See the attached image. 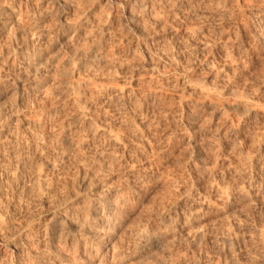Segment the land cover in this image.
I'll return each mask as SVG.
<instances>
[{"label": "rangeland", "instance_id": "374dc122", "mask_svg": "<svg viewBox=\"0 0 264 264\" xmlns=\"http://www.w3.org/2000/svg\"><path fill=\"white\" fill-rule=\"evenodd\" d=\"M233 2L0 0V15L5 5L12 13L0 22V77L30 75L17 54L30 26L48 29L37 44H54L57 55L54 62L46 56L32 74L44 79L35 95L26 80L0 86V233L23 226L37 242L41 264H91L99 257V264H187L190 258L225 264L226 257L210 250L221 219L210 211L212 187L240 184L256 196L254 207L264 204V43L255 35L264 32L257 17L264 0H249L238 21L225 15ZM82 17L62 35L64 23ZM77 107L86 118L75 126ZM96 127L110 130L118 143L88 133ZM64 131L73 143L61 159ZM17 156L28 157L26 169L7 178L4 165ZM35 167L46 173L42 195L34 188L25 193ZM95 175L102 187L90 185ZM102 189L115 209L111 227L98 234L96 223L87 229L84 221L86 202ZM70 195H76L79 229L53 235L46 223L55 201ZM251 202L220 209L233 231V217L250 218L249 231L264 228V217L247 209ZM189 211L198 214L192 223L184 221ZM191 224L205 231L199 242L188 235ZM137 229L166 236L162 245L133 254ZM201 241L208 245L203 252Z\"/></svg>", "mask_w": 264, "mask_h": 264}, {"label": "bare ground", "instance_id": "6f19581e", "mask_svg": "<svg viewBox=\"0 0 264 264\" xmlns=\"http://www.w3.org/2000/svg\"><path fill=\"white\" fill-rule=\"evenodd\" d=\"M53 5H56L58 1H61L66 5H68V0H50ZM144 2L149 3L151 0H143ZM141 11V10H140ZM11 9L8 6L3 7V11L0 15V22L5 23L7 19L11 17ZM257 17H259L262 21V27L264 29V11H261L257 14ZM83 17L80 19V21L77 22H66L64 23L63 28V34L65 35L70 31H74L78 28V25L82 22ZM31 32V37L27 41L22 42V44H19L17 54H19V57L21 59L20 67L26 69L30 75L23 76V75H11L7 77H0V86L4 85L7 86V89H10V86L13 82L18 81H27L30 88L31 94H36L38 92V89L41 85V83L44 81L43 78L36 77L35 75L32 76L33 73H35L38 69H40L41 62L43 59L47 56L51 62H54L57 58V55L54 51V44H49L46 47L42 48L37 43L38 41L45 37V35L48 32V29H45L44 27L40 25L30 26L28 28ZM257 39L259 42L264 43V32L255 33ZM205 45V43H199L198 46L201 47ZM26 49V50H24ZM26 51V52H25ZM91 56H95V53H90ZM97 56V55H96ZM70 61V60H68ZM68 61H64L63 63L59 65V68H64L65 65H67ZM87 62L85 59L80 60V66L84 65ZM61 80V79H60ZM63 80V79H62ZM13 81V82H10ZM60 83V82H58ZM62 83V82H61ZM15 85V84H14ZM58 90V89H57ZM115 91V88L114 90ZM2 90H0V97L2 96ZM1 100V98H0ZM250 110L245 109V111H242L241 116L246 117L248 116V113ZM1 115L2 112H0V131L5 129V125L3 122H1ZM86 118V112L77 107L75 117H74V123L75 126L78 125V123L84 122ZM28 122L38 123L39 119L37 118H27ZM91 135H104L109 141L117 142L116 135L113 134L110 130H106L105 127H96L89 130ZM89 134H87L88 136ZM62 138V152L60 153V158H65L68 155V150L72 149V143L73 138L72 136L67 132L64 131V133L61 135ZM86 142H89V138L86 137ZM28 160L27 156H17L14 158L12 162L7 163L4 165V174L7 178H14L17 179L21 173L26 169V161ZM45 165L49 168H52L55 166V163L50 161L49 159H46ZM46 173L42 171L41 169L35 167L32 168L30 171L27 172L28 181L30 183V186L25 187V193L29 191L30 188H34L35 190L39 191V193L42 195L44 194L45 190L47 188L43 187L46 183ZM89 183L87 179L83 180V184L87 185ZM90 185H96L97 187L103 186V181L100 180V178H97L95 175V178L93 179L92 183L90 182ZM213 191L216 195V198L213 202L214 206L220 207V209H227L230 206H232L234 203H243V202H251L256 200V196L253 193L248 192L244 189V187L240 184H232L230 187H224L222 185L216 184L213 187ZM145 189V185L143 183H140L139 190L143 191ZM106 189H102L100 192L94 194L92 198L88 199L86 202L87 209L89 210L88 219L84 222H86V228L89 229V225L91 222H94L97 224L98 229L93 230V232H96L99 234L103 231L107 230V228L111 227L110 225V215L112 214L114 208V205L111 201L107 198V192H105ZM226 193V202L222 201L221 199H218L222 194ZM63 195V194H62ZM61 195V196H62ZM110 195V193H109ZM76 198V195H70L66 196V198H60L59 200L55 201L54 208H53V217L50 218V220L46 223L47 226L51 229L53 235L56 234V232H60L64 227L72 230L77 231L79 229L80 223L76 220V214L77 209L73 206V202ZM205 200V199H204ZM204 203V202H202ZM208 204L211 202H207ZM99 206H101V210L99 209ZM189 215L184 216V221L187 223H192L195 220H197V213L189 211ZM164 219V218H163ZM185 222V223H186ZM184 223V225H186ZM214 225L218 227V231L216 232H222V231H233L228 226V221L224 219L217 220ZM187 228L188 235L191 236L194 241L199 242L203 236H205V231L201 228V226L197 225H188L185 226ZM257 229H264L257 225L254 230ZM92 231V230H91ZM108 231V230H107ZM249 231V230H247ZM251 232V231H249ZM215 234V236H216ZM166 236V232L163 230H160L157 233H152L148 231H144L143 229H137V232L135 233V245L133 247L132 253L141 255L143 252L146 251L147 246L149 244H155V245H162L163 238ZM214 236V238H215ZM149 264H155V263H149Z\"/></svg>", "mask_w": 264, "mask_h": 264}, {"label": "clouds", "instance_id": "9594fccd", "mask_svg": "<svg viewBox=\"0 0 264 264\" xmlns=\"http://www.w3.org/2000/svg\"><path fill=\"white\" fill-rule=\"evenodd\" d=\"M247 7H249V0H244L242 5L239 0H234L230 6V13L225 15L234 21H238L242 19V9ZM179 118L180 113L177 111L174 119L179 120ZM186 144L187 142H185V146ZM225 197L226 193L218 199L226 202ZM255 204L256 202L252 201L246 207L248 210L254 211L258 217H264V204L254 207ZM210 211L219 214L220 218L223 219L224 214L220 207L210 209ZM250 222L248 217L243 221L233 217L232 223L237 224V230L222 231L216 234L215 239L211 242L210 250H213V255L218 252L226 257L225 264H264V229L249 232L247 225ZM200 243V251L203 252L208 245L204 241ZM5 252H7L6 256ZM0 256H4L3 264H41L37 242L26 233L23 226L13 232L0 233ZM101 258H96L91 264H99ZM105 264H107L106 261ZM187 264H200V262L190 258Z\"/></svg>", "mask_w": 264, "mask_h": 264}]
</instances>
